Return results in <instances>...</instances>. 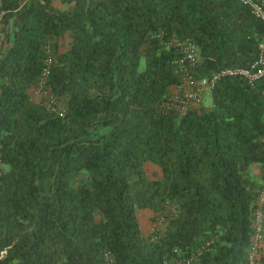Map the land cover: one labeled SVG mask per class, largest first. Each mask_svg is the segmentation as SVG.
Here are the masks:
<instances>
[{
    "label": "trees",
    "instance_id": "16d2710c",
    "mask_svg": "<svg viewBox=\"0 0 264 264\" xmlns=\"http://www.w3.org/2000/svg\"><path fill=\"white\" fill-rule=\"evenodd\" d=\"M0 12V264H246L264 82L220 78L184 115L160 105L181 84L169 36L195 45L193 77L208 82L255 60L262 23L236 0H0ZM46 46L62 118L31 97ZM144 210L164 218L147 234Z\"/></svg>",
    "mask_w": 264,
    "mask_h": 264
},
{
    "label": "built area",
    "instance_id": "2783aa9c",
    "mask_svg": "<svg viewBox=\"0 0 264 264\" xmlns=\"http://www.w3.org/2000/svg\"><path fill=\"white\" fill-rule=\"evenodd\" d=\"M238 4L247 8L253 17L259 20L264 27V0H236ZM3 12H0V40L1 18ZM160 33L156 37H163ZM166 45L172 48L176 57L172 64L174 72L179 76L181 84L179 89L168 96L160 105L164 112H174L178 115H184L192 106H197L202 102V92L210 93L215 83L223 77L241 78L246 81L249 86H253L259 81L264 82V38L258 47V53L255 60L246 68H226L212 75L208 82H197L193 73L198 64L197 50L195 45L188 39H179L174 35L168 37ZM45 60L38 85L35 88L36 94L39 96V102L43 108L51 115L62 118L64 108L58 99L51 93L48 86V77L50 75V66L52 56L49 46L45 47ZM262 150L264 152V137L262 140ZM5 167L0 157V177L4 174ZM264 173L261 182L259 195L256 202V208L253 214V235L250 239L246 264H264L262 259V249L264 246ZM164 218H158L156 223L151 226L149 232L155 231L161 226ZM209 244L199 249L196 256L203 253ZM191 259H184L179 264H189ZM110 263V262H109Z\"/></svg>",
    "mask_w": 264,
    "mask_h": 264
},
{
    "label": "rangeland",
    "instance_id": "374dc122",
    "mask_svg": "<svg viewBox=\"0 0 264 264\" xmlns=\"http://www.w3.org/2000/svg\"><path fill=\"white\" fill-rule=\"evenodd\" d=\"M62 42H63V45L66 46V44L68 42V39L65 38ZM175 91L176 90H174V92ZM202 101H203V103L205 102L203 97H202ZM145 171H146V173H147L149 178H158V177H160L159 169L154 167V166L146 164L145 165ZM137 217H138L139 226H140L142 232H146V234L149 233L150 228L152 226V223L150 221L151 219L149 220L148 217L146 216V211L138 212Z\"/></svg>",
    "mask_w": 264,
    "mask_h": 264
},
{
    "label": "crops",
    "instance_id": "0c3cea01",
    "mask_svg": "<svg viewBox=\"0 0 264 264\" xmlns=\"http://www.w3.org/2000/svg\"><path fill=\"white\" fill-rule=\"evenodd\" d=\"M55 6H57V5L55 4ZM31 97H32V100L34 102H39V96L36 94V92L34 90L31 92ZM202 97L205 100L204 105L205 106H209L210 103H211L210 95L208 93H206V92H202ZM260 169H261L260 166H257V165H255L253 167V171H254L255 174H258L260 172ZM144 211H146V216L150 220L153 217L152 212H150L149 210H144ZM144 233L146 234V232H144ZM262 259L264 260V246H263V249H262Z\"/></svg>",
    "mask_w": 264,
    "mask_h": 264
}]
</instances>
